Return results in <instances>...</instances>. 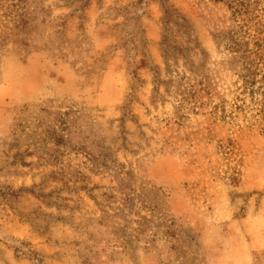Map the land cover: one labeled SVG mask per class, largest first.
I'll use <instances>...</instances> for the list:
<instances>
[{"label":"rangeland","instance_id":"374dc122","mask_svg":"<svg viewBox=\"0 0 264 264\" xmlns=\"http://www.w3.org/2000/svg\"><path fill=\"white\" fill-rule=\"evenodd\" d=\"M0 264H264V0H0Z\"/></svg>","mask_w":264,"mask_h":264}]
</instances>
